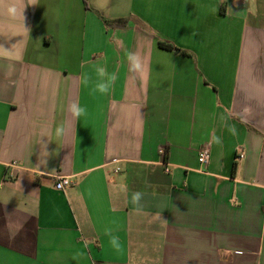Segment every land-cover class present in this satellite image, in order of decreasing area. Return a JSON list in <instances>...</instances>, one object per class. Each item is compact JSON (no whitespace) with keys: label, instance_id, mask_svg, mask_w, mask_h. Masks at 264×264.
<instances>
[{"label":"crops","instance_id":"0c3cea01","mask_svg":"<svg viewBox=\"0 0 264 264\" xmlns=\"http://www.w3.org/2000/svg\"><path fill=\"white\" fill-rule=\"evenodd\" d=\"M248 8L0 0V264H264V0Z\"/></svg>","mask_w":264,"mask_h":264},{"label":"clouds","instance_id":"9594fccd","mask_svg":"<svg viewBox=\"0 0 264 264\" xmlns=\"http://www.w3.org/2000/svg\"><path fill=\"white\" fill-rule=\"evenodd\" d=\"M247 2L249 3L248 11L251 12L253 15H255V13H256L255 0H247ZM30 5H36V0H30ZM24 10H25V7L23 9H21L17 6L16 3H12L7 9V13L12 18H16L19 16V17H22L24 20L25 19L24 15H23ZM126 59L129 63V67H130L131 71L139 73L141 75L144 74L145 63H144V60L142 59V57L138 53L128 52V53H126ZM96 74L99 77V79L96 82H94V84L91 88V91L93 93L99 92L102 95H107L110 92V90L112 89L115 81L118 79L117 74L115 72L109 73L104 67L96 68ZM91 81H92V77L88 73H84L82 75L81 82L86 87L90 84ZM69 111H70L71 115L76 119L80 118L81 116H85L87 114L86 107H82L77 102H73L69 106ZM229 130H230V132L235 134V131H236L235 126H232ZM64 131H65V129L62 125L58 126L56 129V134L58 136L62 135L64 133ZM143 195L144 194L142 192H139V191L134 192L132 194V203L134 205L139 206L140 201L143 198ZM137 210H139V207L137 208ZM165 222H167V221H165ZM105 234L110 236L109 242L112 245V247L117 252H121L122 251V245L120 243L119 237L111 235V232L109 230H106Z\"/></svg>","mask_w":264,"mask_h":264},{"label":"built area","instance_id":"2783aa9c","mask_svg":"<svg viewBox=\"0 0 264 264\" xmlns=\"http://www.w3.org/2000/svg\"><path fill=\"white\" fill-rule=\"evenodd\" d=\"M163 153H164L163 150L159 151V154H163ZM237 158L238 159L243 158V153L240 152L238 154ZM209 159H210V146L209 145H204L199 151L198 163L200 164L201 167H205L208 164ZM13 166H15V165L13 164ZM166 171H168V170L166 169ZM71 184H72V182H71L69 177H59V178H57V182L55 184V188L57 190H62L64 188L70 186Z\"/></svg>","mask_w":264,"mask_h":264},{"label":"trees","instance_id":"16d2710c","mask_svg":"<svg viewBox=\"0 0 264 264\" xmlns=\"http://www.w3.org/2000/svg\"><path fill=\"white\" fill-rule=\"evenodd\" d=\"M159 46L167 51H173L176 54L182 55V56H186L187 53L181 49H179L178 47H176L174 44L168 42V41H159Z\"/></svg>","mask_w":264,"mask_h":264}]
</instances>
